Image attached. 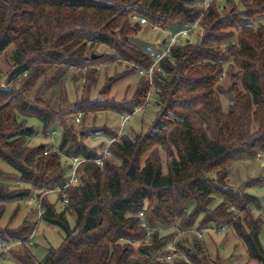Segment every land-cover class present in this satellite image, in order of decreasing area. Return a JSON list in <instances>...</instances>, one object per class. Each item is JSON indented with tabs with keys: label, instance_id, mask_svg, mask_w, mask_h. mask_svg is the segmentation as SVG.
<instances>
[{
	"label": "trees",
	"instance_id": "1",
	"mask_svg": "<svg viewBox=\"0 0 264 264\" xmlns=\"http://www.w3.org/2000/svg\"><path fill=\"white\" fill-rule=\"evenodd\" d=\"M198 1L0 0V56L12 47V70L6 84L0 83V159L29 184L8 191L0 169V221L9 201L30 198L37 190L40 217L64 232L61 244L49 247L37 264H234L219 254L211 257L203 243L193 249L180 241L174 244L179 253L168 261L171 236L150 231L158 225L188 230L197 223L199 229L233 224L250 259L264 264L260 226L245 217V228L234 215V209L261 208L260 199L227 184L230 163L264 154V24L259 20L264 0H213L206 10ZM134 17L162 26L198 22L203 29L198 41L187 38L173 45L161 70H155L159 109L145 133L129 136L120 134L122 126L108 125L77 130L49 97L39 90L31 94L33 76L54 69L52 83L70 67L86 68L87 94L74 104L73 113L84 120L89 112L116 110L121 125V115L132 114L147 98L152 88L148 77L141 76L130 104L91 98L89 92L96 83L95 65L117 59L133 64L112 77L111 85L153 64L150 51L132 40L142 29ZM100 46L108 51L92 58ZM25 72L31 78L19 88L10 85ZM223 74L231 79L233 93L227 111L220 96ZM28 118L39 120L46 135L60 121L55 148L49 142L28 144L38 133ZM106 149L111 154L97 164ZM159 149L166 154L165 164ZM76 156L87 158L78 169L81 181L68 186L69 202L59 211L45 192L67 183L70 159ZM247 185H264V177ZM56 196L62 202L63 194ZM217 197L221 200L211 208Z\"/></svg>",
	"mask_w": 264,
	"mask_h": 264
},
{
	"label": "rangeland",
	"instance_id": "2",
	"mask_svg": "<svg viewBox=\"0 0 264 264\" xmlns=\"http://www.w3.org/2000/svg\"><path fill=\"white\" fill-rule=\"evenodd\" d=\"M235 1L238 2L239 0ZM223 2H226V0ZM239 7H241V5H239ZM259 20L264 24V17ZM133 21L139 23V17H134ZM257 22L254 23V26L257 25ZM167 25H169L173 31L179 30L183 26V24L179 22H169ZM140 26L142 28L141 31L133 36L132 40L141 48L147 49L150 52L163 50L164 45L160 43V40L168 36V34L160 30H153L145 24H141ZM202 32L203 29L197 26L195 31L189 35L188 39L196 42L200 38ZM182 43H184V41H182ZM107 51L108 47L100 46L95 52L101 54ZM11 53L12 47H9L0 56L1 82H7L6 80L12 70ZM132 66V63L118 59L113 62L95 65L94 67L97 69V78L96 83L90 88V97L113 98L130 104L139 85L140 78L145 74L135 72L114 84L109 85L108 83L112 77L128 70ZM53 70L54 69H51L44 75L38 76L35 79L34 76L32 78L30 77L29 72L26 74L24 73L16 81L10 82V85H15L19 88L25 80L31 78V81L34 82L30 84L31 94L39 90L43 96L49 97L51 104L63 109L64 112L59 109L57 110L63 114L65 121H67L68 124H73L77 130L82 129L83 126L86 125H108L114 129H118L119 126H122V121L120 125V113L116 110L101 111L97 114L89 112L84 120H82L83 115L81 113H73V111L77 109L74 104L87 94L85 88L88 90V70L86 68L70 67L64 74L59 75L56 79L57 81L51 83L50 80ZM220 82L222 86L220 96L223 107L227 111L231 100L230 94L233 96L230 87L231 79L226 74L221 78ZM102 90H105L106 93L102 94ZM158 99L159 96L156 93L150 94L151 105L143 111H138L130 116L124 123L123 129L119 128V131L129 136L145 133L159 109L157 103ZM27 121L28 124L33 125L35 129L38 130L37 135L28 139V144L30 146L38 145L41 142H49L51 143L50 148L53 149L60 142L62 134L60 121L56 122V126L53 127L55 130L52 131L51 129L48 135L42 132V123L39 120L28 118ZM93 140H97V138ZM158 151L163 160V164H165V152L162 149ZM65 160L67 159L63 158V161ZM116 162L118 163L120 161L117 160ZM227 168V184L230 187L236 189L244 188L260 199L261 208L251 205L252 209L246 212L234 209V215L235 220L239 223L242 222L245 228H247L245 217L250 222H256L261 228L260 238L264 245V185H247L251 180L264 177V154H260L256 157H243L237 159L230 163ZM0 169L3 170L4 174L1 181L6 183L8 191L21 190L29 186L28 183L20 179V175L16 170L2 159H0ZM210 176L216 178V173L212 172ZM36 193L37 190H34L32 195L34 199H31V197L22 198L9 201L6 204V211L0 221V225L3 229L0 242L7 243L8 247H2L0 245V264H37L38 261L44 258L49 247H57L61 244L64 232L60 227L49 224L40 217L39 210L37 211L38 198L36 197ZM49 199L56 203V208L59 211L66 207L63 202L58 201L54 193H49ZM220 200L221 199L217 197L215 202L211 205V208H214ZM68 218L71 225H74L75 216L73 213L69 212ZM27 227L30 229L24 233L23 228ZM219 229L222 231L220 234L218 233ZM155 230L159 232L160 237L171 236V239L167 241L168 245H174L176 242L180 241L184 246L195 249L196 243L199 242L204 244L206 252L213 258L216 254H219L227 258L228 263L243 264L247 262L249 264H255V261L250 259L246 246L233 224L226 223L218 227L211 223V227L206 226V228L199 229L197 223L193 228L188 230H183L179 225H158L156 229L153 228L150 231L155 232ZM30 233L31 236L29 238L25 237ZM141 243L140 241L136 242L135 247L138 248Z\"/></svg>",
	"mask_w": 264,
	"mask_h": 264
},
{
	"label": "built area",
	"instance_id": "3",
	"mask_svg": "<svg viewBox=\"0 0 264 264\" xmlns=\"http://www.w3.org/2000/svg\"><path fill=\"white\" fill-rule=\"evenodd\" d=\"M212 1L213 0H201V1H198V3L200 5L202 4L204 6V9L206 10L209 7V5H210V3ZM216 1L223 2L224 0H216ZM139 23L142 24V25H144V24L148 25V27H150L153 30H160L161 32L167 33L168 36H165L162 40H160V43L164 45V49L163 50H155V51H151L150 52V55H151V57L154 60L153 64L148 69H141L140 70L141 74H145L148 77V79H149V81H150V83L152 85V88H151L150 92L148 93L147 98L145 99V101L141 105L137 106L132 114L121 115V118H122V127H121V129H123L124 123L129 119L130 116H132L134 113H136L138 111H143L145 108H147L148 106L151 105L150 94L157 93L159 91V89L154 85L153 75H154L155 70H158V71L161 70V66H160L161 60H163L165 57H169L170 56L171 47L173 45L181 44L182 41H185L188 38L190 32L194 28L199 26L198 22H197V23H195L193 25H190V26H182L181 29L173 31L169 25L162 26V25L156 24V23L150 21L146 17H139ZM26 73L27 72H25V74ZM223 76H224V74L222 75V77ZM0 83H1L2 86H4L6 84V82H1V79H0ZM120 134H121V132H120ZM113 140L114 139L109 140L108 144H110ZM110 154H111L110 150L106 149L104 154L101 157H99L98 159L95 160L96 163L99 164V165H103L105 158L108 155H110ZM85 161H87V158L81 157V156H76L74 158H71L70 159L69 178H68L67 183L64 184L63 186H58V187H56L54 189L48 190L45 193H47V194L54 193L56 195L62 193L63 194L62 202L64 204H67L69 202V195H68V192H67V188L71 184H75V183H78V182L81 181V176H80V174L78 172V169H79V166L81 165V163L85 162ZM31 199H34V198L31 197ZM37 201H38L39 213L41 215L42 214V208H41L40 199H37ZM263 214H264V210H263ZM139 215L142 218L144 217V213L143 212H140ZM221 232H222L221 229H219L218 233L220 234ZM0 245L2 247H8L7 246L8 244L5 243V242H0ZM168 247L173 250V253H171L170 255L167 256V260L168 261H172V259L179 252H178V250L175 248V246L173 244L168 245Z\"/></svg>",
	"mask_w": 264,
	"mask_h": 264
},
{
	"label": "water",
	"instance_id": "4",
	"mask_svg": "<svg viewBox=\"0 0 264 264\" xmlns=\"http://www.w3.org/2000/svg\"><path fill=\"white\" fill-rule=\"evenodd\" d=\"M101 54H98V53H96L95 51H93L92 52V54H91V56H92V58H96V57H98V56H100ZM230 98H232V94H230ZM154 257L156 256V252H154V255H153Z\"/></svg>",
	"mask_w": 264,
	"mask_h": 264
}]
</instances>
